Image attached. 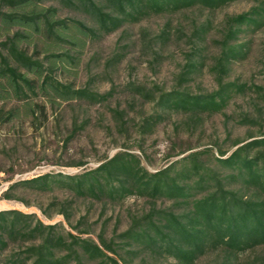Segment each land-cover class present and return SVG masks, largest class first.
<instances>
[{
	"label": "trees",
	"instance_id": "trees-1",
	"mask_svg": "<svg viewBox=\"0 0 264 264\" xmlns=\"http://www.w3.org/2000/svg\"><path fill=\"white\" fill-rule=\"evenodd\" d=\"M42 1L0 0V125L18 118L20 108L24 115L38 119V114L45 113V103L33 104L39 96L51 106L82 100L103 103L112 97V89L100 94L87 86L75 88L59 81L54 75L56 63L74 64L77 56L68 50L53 52L57 44L81 47L86 39H101L125 24L138 23L152 15L194 7L213 11L239 0H60L87 13L96 26L56 18V9L41 7ZM250 2L247 10L225 17L220 38L214 41L219 49L210 66L216 80L214 90L192 93L183 86L204 66L199 60L202 49L195 46L177 75V87L147 89L130 83L132 91L153 110L135 121L124 109H110L118 132L128 133L132 128L141 137L150 135L173 113L185 116L181 124L192 130L204 116L223 113L235 95L264 91V87L253 83L226 80L231 65L248 54V41H242V35L264 29V0ZM210 26H197L194 35L203 41ZM159 36L167 40L169 31L163 29ZM40 38L48 45L40 47ZM23 44H33V51L30 53ZM41 53H45L43 58ZM11 101L24 105L7 108ZM250 121L243 117V123ZM83 127L74 124L68 139ZM130 148L124 145L79 175L47 173L13 182L1 194L3 200L26 206L29 203L16 193L18 187L49 192L61 186L78 198L104 205L130 197L144 199L147 209L130 214L125 230L118 231L115 223L111 236L106 237L103 223L97 242L82 237L89 233L92 223L84 215L71 222L72 200H53L42 214L47 218L53 213L61 214L75 234L59 223L44 224L32 213L2 210L0 264H144L147 259L195 264L211 252L223 256L220 264H236L242 254L264 250V129L247 139L235 140L226 150L218 146L216 155L211 148L193 150L190 146L168 153L167 160L188 152L154 172L146 169ZM166 201L170 206L159 204ZM247 264H264V253L256 254Z\"/></svg>",
	"mask_w": 264,
	"mask_h": 264
},
{
	"label": "rangeland",
	"instance_id": "rangeland-1",
	"mask_svg": "<svg viewBox=\"0 0 264 264\" xmlns=\"http://www.w3.org/2000/svg\"><path fill=\"white\" fill-rule=\"evenodd\" d=\"M250 4V0H239L213 11L194 7L172 14L152 15L138 23L125 24L101 39H86L81 47L66 43L52 47L53 52L68 50L70 54L77 56L74 64L56 63L54 75L59 81L71 83L75 88L87 86L100 94L112 89L113 94L103 103L82 100L57 102L53 106L47 103L45 97L39 96L33 99V104L45 103V113L38 114V119L24 115L20 108L18 118L0 125V201L14 204L0 210L32 213L44 224L59 223L66 231H71L61 214L53 213L51 218H47L42 214V209L53 200H72L74 214L71 222L74 223L81 215L86 216L92 225L89 233L82 237L97 242V234L103 223L106 237L111 236L115 223H118V231L125 230L129 224V215L146 210V201L130 197L120 203L104 205L87 198H78L61 186H55L49 192L18 187L16 193L29 203L26 206L18 201L1 199L2 192L13 182L47 173L79 175L95 168L106 156H112L124 145L131 146V151L140 156L142 165L154 172L188 152L167 160L165 156L168 153L190 146L194 147L193 150L211 148L216 155L218 146L226 150L235 140L257 135L264 129V94L261 95L264 91L249 90L235 95L223 113L204 116L202 122L192 130L181 124L185 116L173 113L152 134L142 137L132 128L128 133L118 132L110 112V109L116 107L124 109L135 121L142 114L151 112L153 106L145 105L132 91L130 83L147 89L155 86L163 90L177 87V75L181 72L187 55L198 45L202 49L199 60L203 61L204 66L201 72L193 74L191 80L183 86L192 93L214 90L216 80L210 66L219 52L214 41L220 38V28L225 17L247 10ZM40 6L55 8L56 18L76 19L87 26H96L87 13L66 6L60 0H43ZM202 24L211 26L205 39L200 41L194 32ZM163 29L169 31L167 40L159 36ZM241 40L248 41V54L244 60L231 65L226 80L264 87V29L254 34H243ZM40 41V47L48 45L42 39ZM25 47L31 53L34 45ZM44 55L45 53H41L40 58ZM23 105L24 103L11 101L6 107ZM245 116L251 121L243 123ZM74 124H82L84 127L68 139ZM78 162L84 164H77ZM159 204L167 207L171 203L166 201ZM71 232L75 234L74 231ZM259 253H264V250L242 254L235 263L247 264ZM222 260L223 256L219 252H211L199 258L195 264H220ZM170 262V259H147L144 264Z\"/></svg>",
	"mask_w": 264,
	"mask_h": 264
},
{
	"label": "bare ground",
	"instance_id": "bare-ground-1",
	"mask_svg": "<svg viewBox=\"0 0 264 264\" xmlns=\"http://www.w3.org/2000/svg\"><path fill=\"white\" fill-rule=\"evenodd\" d=\"M12 205H14V204L11 202L0 201V208H8L10 206L12 207ZM18 206L23 208V206L21 204H19Z\"/></svg>",
	"mask_w": 264,
	"mask_h": 264
},
{
	"label": "water",
	"instance_id": "water-1",
	"mask_svg": "<svg viewBox=\"0 0 264 264\" xmlns=\"http://www.w3.org/2000/svg\"><path fill=\"white\" fill-rule=\"evenodd\" d=\"M1 211V210H0Z\"/></svg>",
	"mask_w": 264,
	"mask_h": 264
}]
</instances>
